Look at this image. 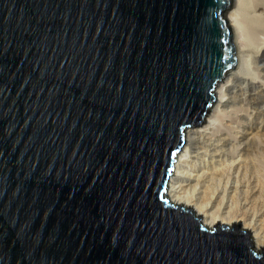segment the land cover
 Listing matches in <instances>:
<instances>
[{
	"label": "water",
	"instance_id": "1",
	"mask_svg": "<svg viewBox=\"0 0 264 264\" xmlns=\"http://www.w3.org/2000/svg\"><path fill=\"white\" fill-rule=\"evenodd\" d=\"M234 0H0V264H264L166 196L238 64Z\"/></svg>",
	"mask_w": 264,
	"mask_h": 264
},
{
	"label": "bare ground",
	"instance_id": "2",
	"mask_svg": "<svg viewBox=\"0 0 264 264\" xmlns=\"http://www.w3.org/2000/svg\"><path fill=\"white\" fill-rule=\"evenodd\" d=\"M246 4L247 0H234V7L231 8L226 14L233 31L234 42L237 47V67L234 70H230L216 85L213 91V96L220 94L221 91L223 92V88L225 94L222 95L217 101L218 103L215 107V110L209 114L207 113V117H205L207 118L206 122L197 127H187L185 129V143L182 149L175 156L176 161H174L173 173L168 179L166 194L167 198H169V201L173 205L191 208V210L194 212L193 217H198L201 215L202 225L208 229L213 228V226L217 223V220L219 221L220 225L225 224L227 226H232L231 223H234V221L235 224L241 221L240 230L244 232L250 231L253 246L255 247V250L259 251L264 249V228L260 226L262 224L257 225L258 223H256L254 219H247L246 211L241 210V202L239 201L240 198L238 194V182L236 183L235 187H233V195L231 196V198H234L236 202L234 205L231 204L228 206L226 204L227 199L225 194L227 192L226 185L221 187L223 193L221 196L219 195L218 191V186H221V184H219L221 181L217 180L216 175L219 172L220 175H222V170L214 166L211 168L202 167L201 170L194 169L198 166L199 161L208 162V158L213 159L214 157L220 156V154L224 153L221 147L227 141V138L219 137L217 139H212V135L214 133L211 132V134L210 130H214L213 127L216 120L224 117V114H220L222 111L220 108L226 106L228 103L235 102V98L237 97L235 95L225 98L227 95L226 92H228V87L232 85L234 88H238V90L242 89L237 83L241 80L248 81L250 79L246 77V68L249 61L248 57L251 56L250 49L244 48L246 46H250L248 43V34L246 33V28L243 21V13L244 11L248 10ZM263 6L264 3L255 4L254 8L262 10ZM247 22H249V20ZM257 24L258 23H256V25ZM255 50V54H260L264 59V41H262ZM230 82H233V84H229ZM251 82H254V80ZM248 142L244 143L245 145L243 146V150L245 152L243 155H245V153H247L246 151L254 144L253 142ZM242 161H246V157Z\"/></svg>",
	"mask_w": 264,
	"mask_h": 264
},
{
	"label": "rangeland",
	"instance_id": "3",
	"mask_svg": "<svg viewBox=\"0 0 264 264\" xmlns=\"http://www.w3.org/2000/svg\"><path fill=\"white\" fill-rule=\"evenodd\" d=\"M260 3H264V0H247L246 7L248 10L243 13V21L250 44L249 47L244 48L250 49L252 56L248 57L249 61L246 68V77L250 78V81H239L237 84L242 88L239 90L232 85L228 87L225 98L235 95L237 96L235 102L220 108L222 110L220 114H224V117L216 120L214 130H210V133H214L213 137L210 136L212 139L227 138L228 142L226 141L221 147L224 153L213 159L208 158V162L204 161L205 163L199 161L198 166L194 169L201 170L202 167L211 168L214 166L222 170V175L220 172L216 175L217 180L221 181L218 191L221 196L223 194L221 187L226 185L227 192L225 194L228 206L234 205L236 202L231 196L233 195V187L238 182L241 210L246 211L247 219H254L258 223L257 225L262 224L260 226L264 228V59L260 54H255V49L264 41V6L262 10L254 8L255 4ZM248 20L249 22H247ZM256 23L258 24L256 25ZM253 80L254 82H251ZM229 84H233V82ZM222 90L223 92L221 91L220 94L214 95L216 101L213 102L208 114L215 110L217 101L225 94L224 88ZM205 117L203 120L206 121L207 118ZM248 141L253 142L254 147L251 146L243 155L245 152L243 150L244 143ZM245 157L246 161H242ZM199 221L202 223L201 219ZM253 251L258 250H255L253 246Z\"/></svg>",
	"mask_w": 264,
	"mask_h": 264
}]
</instances>
